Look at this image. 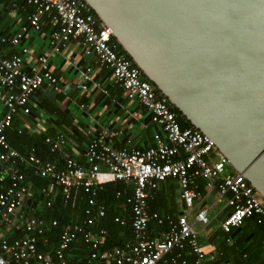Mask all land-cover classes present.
Listing matches in <instances>:
<instances>
[{"label": "built area", "instance_id": "2783aa9c", "mask_svg": "<svg viewBox=\"0 0 264 264\" xmlns=\"http://www.w3.org/2000/svg\"><path fill=\"white\" fill-rule=\"evenodd\" d=\"M25 1L34 11L14 35L0 36V88L5 92V112L0 119V161L20 160L35 166L37 173L50 182L48 188L41 189V194L49 198L48 206L57 198L58 188L63 189L66 202L76 200L84 192L89 206L96 208L99 217L105 215V207L98 203L105 186L118 181L129 185L132 193L127 202L132 208L135 235L133 243L103 250L108 232L91 229L95 217L88 208L83 221L62 224L57 248L50 253L41 251V247L48 246L46 234L60 222H47L32 213L25 216L22 209L28 206L34 191L23 174L13 172L12 185L0 193V264H161L168 263L166 258L170 255L171 264H187L182 252L187 246L196 255V264H207L196 225L207 227L212 223L211 207L202 205L210 196L215 197L216 203L224 201L222 210L226 214L221 228L225 233L240 228L245 220L256 215L258 222H263L264 199L242 175L228 170V161L208 136L195 128L181 127L168 100L120 51L111 30L103 26L83 0ZM48 23L49 44L29 66L24 59L29 50L22 42L31 31L41 32ZM72 41L84 48L86 56L95 55L111 70L116 85L129 100H137L150 112L152 122L162 130L155 136L152 147L119 149L115 132L102 133L87 147L83 163L67 157L63 168L34 154L25 158L11 149L6 132L20 112L31 114L32 96L43 87L60 91L59 79L51 70V58L64 54ZM4 47L16 52L7 56ZM84 77L86 81L91 80L87 72ZM46 142L52 152L68 143L63 135L55 140L47 138ZM169 179L178 182L186 208L176 221L168 217L170 231L166 237L151 238L150 223L157 221L163 225L165 222L157 212H149L151 192ZM201 179L206 184L207 195L200 188ZM116 222L124 224L125 221L117 217ZM11 232L22 235L10 239ZM78 246H87V254Z\"/></svg>", "mask_w": 264, "mask_h": 264}, {"label": "water", "instance_id": "95a60500", "mask_svg": "<svg viewBox=\"0 0 264 264\" xmlns=\"http://www.w3.org/2000/svg\"><path fill=\"white\" fill-rule=\"evenodd\" d=\"M264 199V0H83Z\"/></svg>", "mask_w": 264, "mask_h": 264}, {"label": "crops", "instance_id": "0c3cea01", "mask_svg": "<svg viewBox=\"0 0 264 264\" xmlns=\"http://www.w3.org/2000/svg\"><path fill=\"white\" fill-rule=\"evenodd\" d=\"M23 3L24 0H0V36L14 35L26 21L31 7L21 6ZM47 27L44 25L41 32L31 31L22 42V46L29 50L24 56L29 66L49 44L50 29ZM3 52L12 56L16 50L4 47ZM51 70L59 79L61 89L55 92L50 87H43L32 96L31 114L20 112L16 116L21 130L26 129L31 135L38 137L46 133L52 135L48 136L49 138L54 139L60 135L65 136L68 143L62 152L63 156H73L82 163L87 147L102 133L115 132V144L119 149H146L154 145L155 136L162 130L152 122L150 112L137 100H129L126 93L116 85L111 70L102 65L95 55L86 56L84 48L77 41H72L64 54L52 56ZM86 72L90 81L85 80ZM4 96L5 92L0 88V119L5 112ZM156 198H161L164 204V209L160 205L157 206L156 212L161 217L171 215V211L178 217L186 208L180 198V187L176 180L169 179L160 183L157 190L151 192L150 200L154 201ZM223 204L222 200L216 203L214 196L206 197L202 205L211 207L212 223L210 227L197 224L196 229L206 252L207 262L237 264L231 255V258L224 262H218L223 248L235 245L245 232L249 236L247 238L253 240L252 232L255 229L250 226L249 221H245L240 228L230 233L226 244L223 243L224 231L221 222L226 214V210H222ZM28 205L31 209L33 207L32 214H35V208L39 209L40 206L37 204L35 207L30 201ZM260 238L256 241L259 242ZM260 242L262 246L258 247L264 249L263 237ZM243 244L239 243V246ZM257 258L258 264H264V253L261 257L258 254Z\"/></svg>", "mask_w": 264, "mask_h": 264}, {"label": "trees", "instance_id": "16d2710c", "mask_svg": "<svg viewBox=\"0 0 264 264\" xmlns=\"http://www.w3.org/2000/svg\"><path fill=\"white\" fill-rule=\"evenodd\" d=\"M21 6L29 5L24 0V3ZM30 7L31 13L34 11V7ZM92 14L96 17V14L93 11ZM47 26V29H50L49 23ZM119 49L122 53H124L121 47H119ZM127 58L129 57L127 56ZM170 108L177 115V119L182 128H194L177 109L173 108L172 106H170ZM48 136L52 137V135L48 133L42 135V137H38L37 135H31L26 129L21 130L17 117L14 118L12 126L6 132L7 142L9 146L11 147V149L16 150L21 156L29 158L34 154L43 161L51 162L57 165L58 168H63L66 157L63 156L62 152L66 149L67 146L56 152H52L50 145L46 142V139L49 138ZM51 139L55 140L54 138ZM13 172L23 174L25 177V182L34 191V197L30 201V203H34L35 207L37 204H40L39 209L35 208V215L46 220L47 222L53 220H58L60 222L59 226L51 228V230H49V232L46 234L48 238V246L40 248L41 251L50 253V251L52 252L55 248L58 247L60 234L63 228L62 224L81 222L85 219L86 210L88 208H91V206H89L88 204L87 195L84 194V192H81L76 200L72 199L66 202L63 195V189L58 188L56 189L59 192L57 198L54 200L51 206H48L47 202L49 201V198L44 197L41 194V189L48 188L50 186L49 180L43 178L40 174H38L37 168L35 166L28 163H22L20 160L16 161L15 163L10 160L8 162L0 161V193L12 185ZM199 185L201 190H203V192H206V184L202 179L199 180ZM131 193L132 189L128 188V186L123 182L118 181L109 183L105 186V190L103 191V193H101L98 199V203L105 207V215L103 217H99L96 208H91L93 210V216L95 217V224L91 229L94 232H98L102 229L108 232V238H106L102 246L103 250H110L114 247L123 246L127 243L134 242L135 234L132 227V208L131 205L127 202L128 198L131 196ZM160 199L158 200V198H156V200L154 201L149 200V212L153 213L158 211L157 206L159 205L160 207H162V209H164V204H162ZM22 212L25 213V216H29L32 212L31 206L28 205L26 208H23ZM170 214L171 215L168 216L173 221H176L179 217H177L174 211H171ZM168 216H163V219L165 221L163 225H159L157 221H152L150 223L148 231L149 237L159 238L162 237V235H165L164 237H166L169 234L170 224ZM117 217H120V219L124 220V224L117 223ZM258 218L259 217L256 215L245 220L247 222L249 221L250 226L255 229L252 232V235L254 236L253 240H249L247 238L249 236L246 235V232L243 233V235L238 238L235 245H233L232 247L225 246V248H223L221 253L222 256L218 260V262H224L225 260L231 258V256H234L237 264H258L257 255L260 254L261 257L264 253V249L258 247L262 246V242H260V239L262 237L264 238V219L262 223H259ZM210 226L211 224L208 227ZM223 233L224 238L222 240L224 241L222 242L225 243L229 239L230 233ZM21 235L22 234L18 232H11L8 237L10 239H14ZM258 237H261L259 239V242L256 241L258 240ZM242 242L244 244L239 246V243ZM78 248L81 252L87 254V246H78ZM177 252L178 250H176V252L174 253ZM182 252L183 257H185L187 260V264H196L197 257L195 254L191 253L190 247L187 246L186 249ZM174 253L173 256L175 255ZM171 256L172 255L167 256L166 258L168 263L163 262L161 264H171ZM206 263L213 264L212 262H207V259Z\"/></svg>", "mask_w": 264, "mask_h": 264}, {"label": "rangeland", "instance_id": "374dc122", "mask_svg": "<svg viewBox=\"0 0 264 264\" xmlns=\"http://www.w3.org/2000/svg\"><path fill=\"white\" fill-rule=\"evenodd\" d=\"M228 170H231V167L230 166H228Z\"/></svg>", "mask_w": 264, "mask_h": 264}]
</instances>
